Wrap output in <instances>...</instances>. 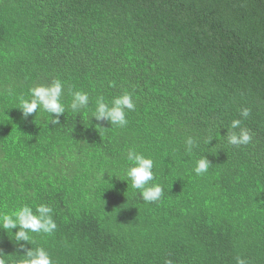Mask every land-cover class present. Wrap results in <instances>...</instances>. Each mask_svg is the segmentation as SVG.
<instances>
[{
    "label": "trees",
    "instance_id": "trees-1",
    "mask_svg": "<svg viewBox=\"0 0 264 264\" xmlns=\"http://www.w3.org/2000/svg\"><path fill=\"white\" fill-rule=\"evenodd\" d=\"M54 79L60 125L23 118L21 98ZM125 91V127L92 118ZM243 108L253 139L233 146ZM130 148L153 160L159 201L127 179ZM40 204L56 230L20 244L52 264H264V0H0V214ZM16 231L0 229L6 264L23 259Z\"/></svg>",
    "mask_w": 264,
    "mask_h": 264
},
{
    "label": "clouds",
    "instance_id": "clouds-1",
    "mask_svg": "<svg viewBox=\"0 0 264 264\" xmlns=\"http://www.w3.org/2000/svg\"><path fill=\"white\" fill-rule=\"evenodd\" d=\"M31 99L20 100V106L23 118H27L38 109H42L49 114L48 124L53 126L60 125L59 117L65 114V105L62 103L64 94V82L60 79H54L48 86L39 85L29 90ZM71 102L68 107L73 113H79L82 109H86L89 104V96L82 91H71ZM135 110V104L131 93L125 91L122 95L114 97L110 103H106L103 96H99L95 102V110L92 118L97 122L104 121L111 126L123 128L128 124L126 113ZM250 115V109L243 108L240 111L241 119H235L231 122L230 128L239 132L231 131L227 133V142L233 146L248 145L253 134L246 128H241L242 119H247ZM97 129L106 130L97 125ZM197 146L196 139L192 136L185 138V149L191 152ZM126 160L131 165L126 171V177L131 182L133 189L139 190L141 199L147 203L157 202L163 195V188L152 182L155 177L153 173V160L146 158L144 155L130 148L126 153ZM210 162L205 158H201L196 162L193 172L196 175L205 174ZM105 172L100 174V180ZM52 207L46 204L36 206L35 212L32 207L24 205L12 212L11 214H0V229L12 230L18 229L14 237V241L19 246V251L23 252V259L19 264H52L49 254L43 249L25 250L24 244L30 241V233H43L51 235L56 230V223L52 218ZM12 233V232H11ZM5 255L0 253V264H6ZM165 264H172L171 260L165 261ZM236 264H247L242 258H237Z\"/></svg>",
    "mask_w": 264,
    "mask_h": 264
}]
</instances>
